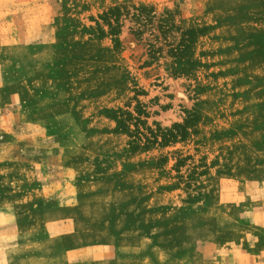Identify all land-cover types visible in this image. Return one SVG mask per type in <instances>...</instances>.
Returning a JSON list of instances; mask_svg holds the SVG:
<instances>
[{
  "label": "rangeland",
  "instance_id": "obj_1",
  "mask_svg": "<svg viewBox=\"0 0 264 264\" xmlns=\"http://www.w3.org/2000/svg\"><path fill=\"white\" fill-rule=\"evenodd\" d=\"M262 263L264 0H0V264Z\"/></svg>",
  "mask_w": 264,
  "mask_h": 264
},
{
  "label": "trees",
  "instance_id": "obj_2",
  "mask_svg": "<svg viewBox=\"0 0 264 264\" xmlns=\"http://www.w3.org/2000/svg\"><path fill=\"white\" fill-rule=\"evenodd\" d=\"M111 13H113V12H111ZM105 18L104 19H106V20H110V17H109V14H106L105 16H104ZM113 30V29H112ZM127 116V118H128V120L130 121V120H132L133 118H132V114L131 113H128V112H123L122 113V115H121V119L120 118H117V117H115V119L117 120V122H118V125H120V126H122V125H124V126H128V125H126V120L125 119H123V116ZM176 128H179V129H183V134H184V126H180V125H176L175 126ZM175 127H174V130H172V132H171V134H170V137L169 138H172V139H176L178 136H180L181 135V133L180 132H178V130H175ZM121 128V127H120ZM154 142H157V140H158V137H157V135H154ZM140 140V139H139ZM139 140L138 141H134V143H135V145L136 146H139L138 144H140L139 143ZM147 142H149L150 143V141H147ZM133 143V142H132Z\"/></svg>",
  "mask_w": 264,
  "mask_h": 264
},
{
  "label": "crops",
  "instance_id": "obj_3",
  "mask_svg": "<svg viewBox=\"0 0 264 264\" xmlns=\"http://www.w3.org/2000/svg\"><path fill=\"white\" fill-rule=\"evenodd\" d=\"M96 258H97V260H98V256H97ZM93 260H95V259H93ZM262 264H264V263H262Z\"/></svg>",
  "mask_w": 264,
  "mask_h": 264
}]
</instances>
